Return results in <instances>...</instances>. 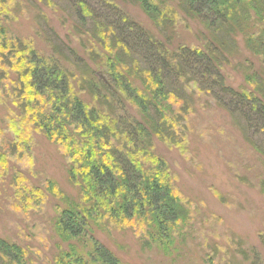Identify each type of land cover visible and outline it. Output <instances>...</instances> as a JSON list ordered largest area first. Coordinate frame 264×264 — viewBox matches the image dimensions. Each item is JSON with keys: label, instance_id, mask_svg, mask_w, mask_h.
<instances>
[{"label": "trees", "instance_id": "trees-1", "mask_svg": "<svg viewBox=\"0 0 264 264\" xmlns=\"http://www.w3.org/2000/svg\"><path fill=\"white\" fill-rule=\"evenodd\" d=\"M66 1L79 14L73 23L76 32L98 42L89 56L99 59L104 80L91 72L76 73V54H64L50 38V55L17 36L9 38L5 23L10 1L0 0V103L8 100L14 107L3 124L0 120V179L9 175V158L22 163L13 168L7 184L12 195L6 198L11 196L16 208L34 212L42 209L48 193L66 202L56 207L54 232L65 242L85 246L60 249L53 264H129L94 238L96 223L129 228L145 248L179 254L192 230L191 204L176 187L166 160L152 149L154 138H178L191 98L169 87L197 88L246 132L262 130L264 143V79L253 71L247 78L252 88L239 90L225 83L221 71L237 50L239 35L245 48L264 62V0ZM127 4L146 14L159 37L128 13ZM190 21L203 27V44H171L177 24ZM85 92L90 101L82 98ZM126 101L137 106L139 118ZM33 131L57 144L69 180L79 187L78 199L65 197L52 180L42 191L22 168L32 171ZM244 137L264 159V149ZM259 189L264 194V180ZM28 248L0 239V264H26Z\"/></svg>", "mask_w": 264, "mask_h": 264}, {"label": "rangeland", "instance_id": "rangeland-1", "mask_svg": "<svg viewBox=\"0 0 264 264\" xmlns=\"http://www.w3.org/2000/svg\"><path fill=\"white\" fill-rule=\"evenodd\" d=\"M9 1L7 9L11 14L5 23L9 38L17 36L28 41L44 55L52 54L47 41L50 38L64 54L69 50L76 54L80 65L79 68L72 65L76 73L91 72L100 80L107 78L96 65L99 59H90L89 54L94 56L90 53L94 43L86 41V37L78 30L76 32L73 26L79 18L75 6L66 0H50L61 7L60 10L46 0ZM125 7L133 18L159 37L151 20L140 8L131 4ZM203 32L197 22L190 21L187 25L180 22L171 34V44L202 45L199 35ZM236 39L237 50L229 56V62L221 71L230 87L239 90L252 88L247 78L255 71L264 79V62L245 48L240 35ZM94 45L98 47V42ZM57 55L59 61H65ZM63 64L73 68L66 61ZM15 75L11 70L9 76L14 79ZM11 84L7 83L6 90H10ZM169 88L178 89L179 94L184 91L186 97L191 98L188 111L178 124L182 126L178 138L171 142L154 138L152 151L166 160L174 174L176 187L191 204L192 230L186 247L179 254H165L155 246L145 248L140 237L129 228L105 227L97 223L92 226V235L122 262L129 264H264V194L259 189L260 181L264 180V159L244 137L264 149L262 130L252 127L246 132L233 121L228 111L197 88L196 92L191 88L182 89L178 83H172ZM82 98L91 100L88 92L83 93ZM4 101L5 104L0 103L2 124L6 115L14 112L9 101ZM125 103L139 118L137 106L128 101ZM174 107L179 109V105ZM6 135L9 139L7 132ZM31 142L32 171H28L27 165L22 168L32 183L45 192L47 181L52 180L57 191H62L65 197L78 199L79 187L69 180L67 162L57 144L34 131ZM8 164L7 179H0V239L28 245L26 264H53L55 254L70 244H76L78 249L84 248V243L65 242L55 234L56 207L66 202L52 193H48L38 212L23 211L12 205L11 196L6 198L12 195L7 184L14 173L13 168L19 169L22 163L9 158ZM242 251L244 254L240 253Z\"/></svg>", "mask_w": 264, "mask_h": 264}]
</instances>
